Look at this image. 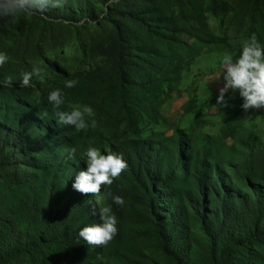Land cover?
Wrapping results in <instances>:
<instances>
[{
    "label": "trees",
    "instance_id": "trees-1",
    "mask_svg": "<svg viewBox=\"0 0 264 264\" xmlns=\"http://www.w3.org/2000/svg\"><path fill=\"white\" fill-rule=\"evenodd\" d=\"M80 1L89 19L98 21L90 0ZM121 1L109 34L91 38L87 49L111 62L114 82L126 98L152 73L167 71L180 29L152 0ZM210 10L219 19L231 7L213 0ZM131 104L130 120L137 127ZM125 145L127 167L103 191L117 217V234L105 246L89 245L77 233L99 222L89 204L99 206L93 194L71 187L85 167L73 138L55 123L50 107L0 88V264H140L119 259L115 246L132 197L142 200L147 217L140 234L152 237L171 264H264V152L233 169L234 179L212 145L196 149L183 131L168 141ZM113 196L123 197V205H115ZM191 221L205 236L200 246Z\"/></svg>",
    "mask_w": 264,
    "mask_h": 264
},
{
    "label": "rangeland",
    "instance_id": "rangeland-1",
    "mask_svg": "<svg viewBox=\"0 0 264 264\" xmlns=\"http://www.w3.org/2000/svg\"><path fill=\"white\" fill-rule=\"evenodd\" d=\"M212 1L152 0L155 8L174 19L180 32L169 50L167 71L152 73L142 86L127 91L126 98L114 82L111 62L87 49L91 38L109 34L121 0H90L98 21L89 19L80 0H59L58 7L49 6L43 14L20 12L0 18V51L9 57L0 66V88H13L20 96L50 107L55 123L69 131L76 157L83 163L89 146L105 154L118 150L123 156L127 140L156 143L183 131L196 149L212 145L225 173L237 179L233 169L264 152V108L243 112L238 92L231 90L225 93V105L216 103L224 84L219 60L225 52L235 59L240 45L253 33L264 46V0H225L231 10L219 19L210 10ZM158 48L167 53L164 46ZM32 69L37 71L25 86L22 73ZM72 79L76 85L64 87L65 80ZM56 88L65 98L59 109L47 100L49 91ZM129 103L137 127L130 120ZM83 104L94 109L95 128L77 132L57 123L56 111ZM105 188L102 185L101 192L94 195L99 208L106 206ZM129 202L131 214L120 222L123 236L115 245L118 258L171 264L152 237L140 234L147 224L142 200L132 197ZM191 231L199 246L205 243L198 223L191 221ZM101 261L106 262L105 256Z\"/></svg>",
    "mask_w": 264,
    "mask_h": 264
},
{
    "label": "clouds",
    "instance_id": "clouds-1",
    "mask_svg": "<svg viewBox=\"0 0 264 264\" xmlns=\"http://www.w3.org/2000/svg\"><path fill=\"white\" fill-rule=\"evenodd\" d=\"M49 6L58 7L59 0H0V18H10L20 12L43 14ZM8 60V55L0 51V66ZM219 63L224 84L219 89L216 103L225 105V93L231 90L238 92L243 112L264 108V46L258 42L255 33L243 41L239 55L235 59L230 53L225 52ZM36 71L32 69L30 72H23L21 83L28 86ZM76 83L75 79L65 80L64 87L72 88ZM47 100L54 109H59L65 103L64 95L59 88L49 91ZM55 116L58 124L71 126L77 132L96 127L94 109L87 104L72 106L70 110L56 111ZM84 164V169L75 173L71 187L78 193L93 195L101 192L102 185L105 187L111 185L113 179L127 167L121 154L111 152L105 154L92 146L84 151ZM112 202L120 206L123 205L124 199L121 196H113ZM89 213L97 217L99 222L81 227L77 233L78 238L89 245H107L117 234V217L111 205L97 209L95 204H89Z\"/></svg>",
    "mask_w": 264,
    "mask_h": 264
}]
</instances>
